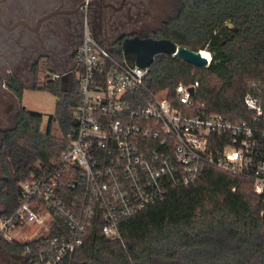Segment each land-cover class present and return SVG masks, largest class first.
Segmentation results:
<instances>
[{
  "label": "built area",
  "instance_id": "2783aa9c",
  "mask_svg": "<svg viewBox=\"0 0 264 264\" xmlns=\"http://www.w3.org/2000/svg\"><path fill=\"white\" fill-rule=\"evenodd\" d=\"M73 60L80 101L66 146L36 165L20 184L15 209L0 216V240L24 245L21 264H79L74 255L90 230L120 239L121 222L194 185L206 167L250 180L264 216V125L256 94L244 96L251 116L238 121L208 113L196 100L198 82H179L173 103L146 85L150 66L117 59L86 27ZM29 225L48 232L21 241Z\"/></svg>",
  "mask_w": 264,
  "mask_h": 264
},
{
  "label": "trees",
  "instance_id": "16d2710c",
  "mask_svg": "<svg viewBox=\"0 0 264 264\" xmlns=\"http://www.w3.org/2000/svg\"><path fill=\"white\" fill-rule=\"evenodd\" d=\"M157 35L194 51L208 50L212 58L207 67H196L171 55H156L145 78L152 92H166L163 96L175 103L179 82H198L196 100L204 103L208 113H219L228 121L249 119L251 112L243 98L254 93L262 106L258 123L264 125V0H179L176 12ZM100 44L122 59L120 44ZM14 85L20 96L22 87ZM40 89L57 97L48 124L57 122L62 137H55L49 128L42 132V115L24 108L13 126L1 132L0 216L15 209L20 184L36 165L64 150L66 134L74 125L73 107L80 101L76 74L66 91L52 83ZM262 207L250 180L206 167L194 185L169 192L160 202L121 222L120 239L109 240L98 230H90L74 262L264 264ZM0 243L17 257L24 247Z\"/></svg>",
  "mask_w": 264,
  "mask_h": 264
},
{
  "label": "flooded vegetation",
  "instance_id": "af4514ba",
  "mask_svg": "<svg viewBox=\"0 0 264 264\" xmlns=\"http://www.w3.org/2000/svg\"><path fill=\"white\" fill-rule=\"evenodd\" d=\"M162 4L163 0H0V137L3 126L14 124L20 109H26L25 90H40L46 83L62 88L65 73L71 74V84L73 54L85 27L105 45L121 47L124 38L134 36L162 39L157 32L168 18L159 27L149 19ZM15 82L22 87L20 96ZM14 264H21L20 257L14 256Z\"/></svg>",
  "mask_w": 264,
  "mask_h": 264
},
{
  "label": "rangeland",
  "instance_id": "374dc122",
  "mask_svg": "<svg viewBox=\"0 0 264 264\" xmlns=\"http://www.w3.org/2000/svg\"><path fill=\"white\" fill-rule=\"evenodd\" d=\"M178 6V0H163V4L160 8L154 11L153 16L149 18L152 20L153 24L160 26V24L166 20L167 18L171 17L174 14L175 10ZM231 26V25H230ZM206 50V49H205ZM209 52L210 57L212 58V54ZM45 76V73H41L39 78ZM38 78V77H37ZM29 86H32L31 84ZM57 102V97L53 95L46 89L40 90H32L28 89L24 91L23 98H22V105L26 107V109L30 112L40 113L42 115V124L40 129L42 132L46 131L48 128L50 132L55 137H62L61 131L58 127L57 122H52L49 126L48 120L54 114L55 105ZM13 126V122L6 123L3 128L9 129ZM3 209V204L0 201V211ZM48 232V228L42 226L38 229L35 225L25 226L23 229L22 235L19 236L21 241H25L31 237H41ZM0 256L3 259L5 264H14V256L8 254L6 250L0 244Z\"/></svg>",
  "mask_w": 264,
  "mask_h": 264
},
{
  "label": "water",
  "instance_id": "95a60500",
  "mask_svg": "<svg viewBox=\"0 0 264 264\" xmlns=\"http://www.w3.org/2000/svg\"><path fill=\"white\" fill-rule=\"evenodd\" d=\"M122 56L130 65L140 67L150 66L154 57L159 54L173 55L196 67H207L211 57H206L202 50L194 51L181 45H177L169 39L139 38L138 36L124 38L121 44ZM70 73L61 77L62 89L66 91L70 84ZM192 92L193 89L191 88ZM0 264H5L0 256Z\"/></svg>",
  "mask_w": 264,
  "mask_h": 264
},
{
  "label": "bare ground",
  "instance_id": "6f19581e",
  "mask_svg": "<svg viewBox=\"0 0 264 264\" xmlns=\"http://www.w3.org/2000/svg\"><path fill=\"white\" fill-rule=\"evenodd\" d=\"M202 53H203L206 57H210L209 52H207V51H202Z\"/></svg>",
  "mask_w": 264,
  "mask_h": 264
}]
</instances>
